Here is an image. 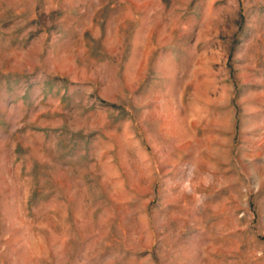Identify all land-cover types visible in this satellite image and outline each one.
Instances as JSON below:
<instances>
[{
    "label": "rangeland",
    "instance_id": "1",
    "mask_svg": "<svg viewBox=\"0 0 264 264\" xmlns=\"http://www.w3.org/2000/svg\"><path fill=\"white\" fill-rule=\"evenodd\" d=\"M0 264H264V0H0Z\"/></svg>",
    "mask_w": 264,
    "mask_h": 264
},
{
    "label": "clouds",
    "instance_id": "2",
    "mask_svg": "<svg viewBox=\"0 0 264 264\" xmlns=\"http://www.w3.org/2000/svg\"><path fill=\"white\" fill-rule=\"evenodd\" d=\"M209 178H205V180L207 181ZM183 191H185V192H191V188H190V186H189V184L186 182L185 184H184V187H183V189H182Z\"/></svg>",
    "mask_w": 264,
    "mask_h": 264
}]
</instances>
